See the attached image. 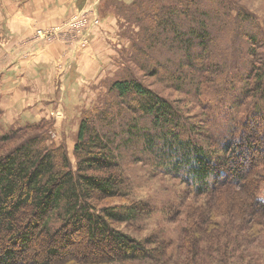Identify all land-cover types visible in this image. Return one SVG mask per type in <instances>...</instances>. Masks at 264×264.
Here are the masks:
<instances>
[{"label":"trees","instance_id":"obj_1","mask_svg":"<svg viewBox=\"0 0 264 264\" xmlns=\"http://www.w3.org/2000/svg\"><path fill=\"white\" fill-rule=\"evenodd\" d=\"M97 8L100 22L117 18L122 49L103 97L81 116L75 164L45 119L8 123L0 108V264H57L83 232L105 264H264V0ZM243 147L256 150L245 172ZM121 157L186 185L168 210L175 241L119 227L153 212L129 197ZM233 193L245 216L220 202Z\"/></svg>","mask_w":264,"mask_h":264},{"label":"rangeland","instance_id":"obj_2","mask_svg":"<svg viewBox=\"0 0 264 264\" xmlns=\"http://www.w3.org/2000/svg\"><path fill=\"white\" fill-rule=\"evenodd\" d=\"M247 3L255 10L259 8L258 3L253 1ZM82 8L75 9L61 24L64 26L68 25L67 23L71 18L75 14H79ZM97 9V4L95 9H90L92 14L91 26H88L86 30L89 32L94 25L95 27H100L101 25V30L100 28H95L97 29L96 31L99 32L97 35L98 37L94 40L96 37V34H94L95 36L87 38L85 43L80 41L79 36L72 34V29L66 30L67 32H59L57 25L50 27H45L44 25L40 27L41 23L39 22L34 26L35 20L30 21L24 18V22L19 24V21L22 19L17 16L15 19L12 15L8 16H12V18H8V20L11 19L10 23H12L15 19L16 22L13 24L8 23L9 26L6 27L4 31L0 28V47L3 46L4 41L13 37V34H16L19 36L18 39L22 40V37L26 35L34 40L41 36L40 38L43 39L39 43L44 45L42 47L51 44L54 40L58 41L59 39H63L70 44L68 45L69 48H67V55L63 60L57 59L56 57L47 59L45 55H41L27 61L29 63L37 62V71L40 75L36 76V83L27 80L25 84L26 87L19 89V85H17L15 89H24L27 95H30L31 101L34 102L31 111L36 113L37 118L45 119L51 125L49 129L51 137L56 143L66 144L70 158H72L74 164L76 159L74 155V144L77 135L76 129L79 125L81 116H83L85 108H92L95 102L98 103L99 98L103 97V93L106 92L107 86L105 84L101 85L102 81L107 77H109L108 79L114 77L113 72L119 65L118 60L122 49L121 44L123 36H121L119 32L120 29L117 18L109 13L106 14L104 18H102V22H100L101 19L98 16ZM17 22L19 25L14 27ZM119 39H121L120 42ZM3 47L6 49V46ZM3 59L2 56L1 60ZM27 66L30 67V65ZM31 69L36 71L35 68ZM29 86L30 88H27ZM35 92L37 94L34 97ZM29 105H32V103ZM11 109L14 108L9 107L7 108L8 111L2 109V121L20 125L22 121L27 119L26 115L23 113L28 111V108L20 111L19 117H13L15 113L9 111ZM256 124V121L255 124L252 123L253 126H256ZM242 149L243 154L237 158V163L241 165V171L245 172L248 166L247 156L249 153L251 155L256 154V150L247 154L245 147ZM118 160L125 170V184L127 185V191H130L129 197L137 200L145 198L151 210H153L149 216L148 214L140 215L133 220H129L127 224L121 223L119 227L137 237H148L149 234L153 233L156 237L175 241L180 232V228L176 222L171 221L168 210L169 208L176 207L177 201L180 200L179 194L186 185L182 183L179 178L169 174H149L145 170L147 166L143 167L140 164L134 163L130 157H121ZM234 164L235 163L232 165L233 167ZM233 167L228 172L230 177L234 173V170H232ZM232 195L233 196L230 194L221 195L220 202L235 210L238 209V206L242 208L243 205L241 201H243V198L236 193ZM260 196L264 197V194L261 192ZM199 199L200 201H198ZM199 199L189 198L187 202L192 204L196 201L201 203L205 200L204 197ZM110 201L114 200L111 199ZM202 214L203 213H198L197 218H199V221H196V223L200 222ZM240 214L245 216L243 208L240 209ZM26 216H28V214ZM201 230L205 232V229L203 230V228H201ZM37 239V241L43 242L45 236L39 235ZM70 240L73 241V246L69 250L70 252L62 260H58L57 264H80L81 262H83V264H105L104 260L106 257L101 254L102 252L92 250L93 242L89 241L85 232H83L80 237L73 235ZM19 244L18 240L16 244L17 248H21ZM36 250L38 249L31 247L26 254H36ZM80 258H83V260L81 261Z\"/></svg>","mask_w":264,"mask_h":264},{"label":"crops","instance_id":"obj_3","mask_svg":"<svg viewBox=\"0 0 264 264\" xmlns=\"http://www.w3.org/2000/svg\"><path fill=\"white\" fill-rule=\"evenodd\" d=\"M79 3L82 5L79 6ZM97 3L98 0H0V28L4 31L6 27L9 26L8 23L13 24L16 22L15 19L17 16L22 19L19 21V24L24 22V18L30 21L35 20L34 26L39 22L41 23L40 27L44 25L45 27L57 25L59 32H63L67 30V27L61 23L67 19L75 9L82 7V9H95ZM9 15L15 18L12 23H10L11 19L8 20V18H12V16L8 17ZM19 24L17 22L14 27ZM95 28H100L101 30V25L100 27H95L94 25L89 32L86 30V34L84 35L89 38L96 34L94 38V40H96L99 32H97ZM13 37L3 42V46H6V49H4L3 46L0 47V108L7 110L9 107H13L14 109L9 110L15 113L13 117H19V112L28 108V111L23 113L26 115V118H37L36 113L31 111L34 102L31 101L30 95H27L24 89L19 90L26 87L25 84L27 80L36 83V76L40 75L37 71V62L29 63L27 61L41 55H45L47 59L56 57L57 59L63 60L67 55V48H69L68 45L70 44L63 39H59L58 41L54 40L51 44L42 47L44 45L39 43L43 39L40 38L41 36L35 40L27 37V35L22 37L23 40L18 39L19 36L16 34H13ZM4 53L6 54L3 55ZM2 56L4 58L3 60H1ZM27 65H30L31 68H35L36 71H33ZM17 85H19V89H15ZM27 88H30V86ZM36 94L35 92L34 97ZM30 103H32V105H29Z\"/></svg>","mask_w":264,"mask_h":264},{"label":"built area","instance_id":"obj_4","mask_svg":"<svg viewBox=\"0 0 264 264\" xmlns=\"http://www.w3.org/2000/svg\"><path fill=\"white\" fill-rule=\"evenodd\" d=\"M91 10L89 8H84L79 14H75L71 20L66 25L67 30L72 29V34L79 36L80 41L84 43L85 35L84 32L91 24L92 17L90 16Z\"/></svg>","mask_w":264,"mask_h":264}]
</instances>
